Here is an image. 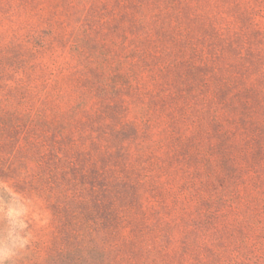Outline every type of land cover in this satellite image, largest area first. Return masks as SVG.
Masks as SVG:
<instances>
[{"label":"rangeland","instance_id":"obj_1","mask_svg":"<svg viewBox=\"0 0 264 264\" xmlns=\"http://www.w3.org/2000/svg\"><path fill=\"white\" fill-rule=\"evenodd\" d=\"M0 264H264V0H0Z\"/></svg>","mask_w":264,"mask_h":264}]
</instances>
